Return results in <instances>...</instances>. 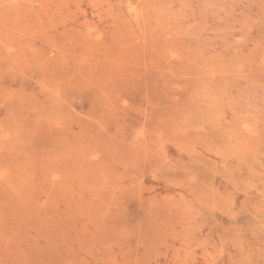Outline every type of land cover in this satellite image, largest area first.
<instances>
[{"label": "rangeland", "instance_id": "obj_1", "mask_svg": "<svg viewBox=\"0 0 264 264\" xmlns=\"http://www.w3.org/2000/svg\"><path fill=\"white\" fill-rule=\"evenodd\" d=\"M0 264H264V0H0Z\"/></svg>", "mask_w": 264, "mask_h": 264}]
</instances>
